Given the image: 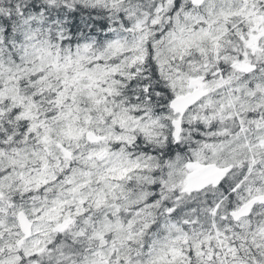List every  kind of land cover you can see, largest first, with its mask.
I'll return each mask as SVG.
<instances>
[{
    "label": "snow or ice",
    "instance_id": "6c2138e0",
    "mask_svg": "<svg viewBox=\"0 0 264 264\" xmlns=\"http://www.w3.org/2000/svg\"><path fill=\"white\" fill-rule=\"evenodd\" d=\"M0 264H264V0H0Z\"/></svg>",
    "mask_w": 264,
    "mask_h": 264
}]
</instances>
